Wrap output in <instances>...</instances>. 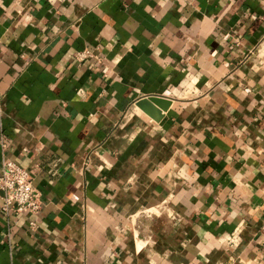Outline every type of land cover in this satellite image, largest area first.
Segmentation results:
<instances>
[{
  "label": "crops",
  "instance_id": "obj_1",
  "mask_svg": "<svg viewBox=\"0 0 264 264\" xmlns=\"http://www.w3.org/2000/svg\"><path fill=\"white\" fill-rule=\"evenodd\" d=\"M5 159L0 264H264V0H0Z\"/></svg>",
  "mask_w": 264,
  "mask_h": 264
},
{
  "label": "built area",
  "instance_id": "obj_2",
  "mask_svg": "<svg viewBox=\"0 0 264 264\" xmlns=\"http://www.w3.org/2000/svg\"><path fill=\"white\" fill-rule=\"evenodd\" d=\"M75 58L79 62L89 58L99 59L89 49L76 51ZM1 146L4 148L5 142ZM0 199L1 210L6 215L24 213L35 217L43 205L41 195L32 183L30 172L11 159L3 160L0 166ZM29 225L31 231H34L37 227L35 219Z\"/></svg>",
  "mask_w": 264,
  "mask_h": 264
},
{
  "label": "water",
  "instance_id": "obj_3",
  "mask_svg": "<svg viewBox=\"0 0 264 264\" xmlns=\"http://www.w3.org/2000/svg\"><path fill=\"white\" fill-rule=\"evenodd\" d=\"M169 104V99L156 95L141 97L136 101V105L156 121L162 119L163 115L161 110H165Z\"/></svg>",
  "mask_w": 264,
  "mask_h": 264
}]
</instances>
